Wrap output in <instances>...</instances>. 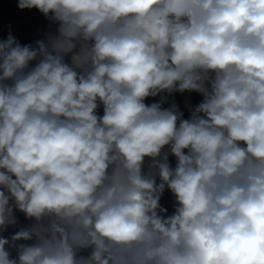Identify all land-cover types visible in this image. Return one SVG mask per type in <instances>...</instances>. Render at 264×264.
I'll list each match as a JSON object with an SVG mask.
<instances>
[{
	"label": "clouds",
	"instance_id": "clouds-1",
	"mask_svg": "<svg viewBox=\"0 0 264 264\" xmlns=\"http://www.w3.org/2000/svg\"><path fill=\"white\" fill-rule=\"evenodd\" d=\"M17 7L57 27L0 40V264H264V0Z\"/></svg>",
	"mask_w": 264,
	"mask_h": 264
}]
</instances>
